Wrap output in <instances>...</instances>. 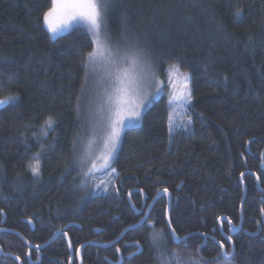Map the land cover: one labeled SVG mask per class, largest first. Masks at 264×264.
<instances>
[{
	"label": "trees",
	"instance_id": "1",
	"mask_svg": "<svg viewBox=\"0 0 264 264\" xmlns=\"http://www.w3.org/2000/svg\"><path fill=\"white\" fill-rule=\"evenodd\" d=\"M127 3L130 26L152 54L163 59L157 76L165 79L168 64L174 62L170 57L183 61L180 71L190 76L192 89L188 107L192 122L169 133V99L164 94L158 97L145 110L141 123L122 136L112 163L118 175L109 174L108 192L91 196V188L86 190L90 181L78 175L80 155L93 139L83 119L90 96L85 88L81 90L85 80L80 60L81 53L91 50L90 37L80 28L51 38L43 24V12L51 0H0V57L12 58L7 70L17 72L19 78L18 84L0 91V99L10 94L21 97L17 106L0 109V228L8 231L0 234L3 255H19L22 263L26 261V245L10 232L33 245H43L65 224L69 225L65 230L73 251L90 242H115L141 216L131 211L127 193L143 190L145 199L138 192L131 194L132 202L142 209L143 201L145 207L158 194L157 189L166 187L171 198L168 218L179 236L192 235L187 246L176 245L165 236L162 252L175 249L188 257L204 243L200 255L215 264L212 258L221 251L211 239L215 233L225 250L234 243L238 260L247 257L251 264H264V229L256 237L246 234L257 231L256 221L264 219V0ZM120 14L114 12L110 18L114 37ZM82 44L87 46L80 47ZM77 95L82 100L79 122ZM49 117L57 122L45 137L41 128ZM49 146L51 150L42 156L41 176L34 178L29 170L31 158ZM74 161L75 170L62 176L65 165ZM241 172L246 173L243 183ZM166 205L163 196L153 204L147 219L156 221L154 228L144 225L139 231L129 230L106 249L85 246L81 260L84 264L116 262L117 247L128 256L135 249H126L127 245L139 240L143 252L128 260L130 264H168L167 256L156 261L158 256L147 242L152 229L169 232ZM65 209L77 211L59 217L57 210ZM1 214L5 216L2 225ZM217 217L227 222L219 223ZM29 218L33 219L31 225ZM228 219L237 227L242 225L239 233L232 234V243L227 241ZM97 228L99 232L94 231ZM201 233L208 236L206 242ZM41 250L40 264H69V247L62 235ZM31 258H35L33 252ZM0 264L18 263L1 257Z\"/></svg>",
	"mask_w": 264,
	"mask_h": 264
},
{
	"label": "snow or ice",
	"instance_id": "2",
	"mask_svg": "<svg viewBox=\"0 0 264 264\" xmlns=\"http://www.w3.org/2000/svg\"><path fill=\"white\" fill-rule=\"evenodd\" d=\"M130 5L127 0H51V6L43 12V24L46 26L47 31L52 34L51 38L55 39L62 34L71 33L80 28L85 29L86 34L90 37V43L92 45L91 50L86 53L80 54L81 67L84 69V80L85 82L89 76V68L95 72L98 66H102L107 69L108 80H104V84H108L112 88V92L107 94V97H100L98 107L89 108L86 115L83 116L85 124L92 125L93 139H89L87 144L84 146L83 151L86 153V157L79 159V167L81 172L78 175L85 177L94 176L96 172L101 169L110 170V175H118V170L112 167V163L116 158V153L119 150L122 136L125 131L132 129L139 125L143 119V115L146 109L150 108L155 97L159 96L164 91V84L161 81H156L157 87L155 93L151 96L144 94L145 85L151 84L157 75L156 69L163 63L162 58L155 57L147 46V42L141 37L140 33L133 29L129 24L128 8ZM120 11V25L118 32L113 36V30L110 23V18L114 12ZM241 15V13H237ZM87 45H80L85 47ZM174 62L168 64L167 71L169 72V83H173L172 74L177 77H181L182 89L179 93L169 92L168 105L171 107L174 103H179L181 106L186 108L191 106L192 102V89L190 88V76L187 73L181 74V67L183 61L178 58H169ZM13 61L11 57H0V91L10 88L14 84L19 83L18 73L15 71H9L12 67ZM225 81L227 77L225 76ZM85 88V83L81 84V90ZM107 92V88H105ZM21 97L19 94H10L0 99V109H6L8 107L17 106ZM75 112L77 115V121L79 122L82 118V100L81 96L77 95ZM169 133L172 132L173 126L171 124V115L169 116ZM56 120L49 117L41 128L42 133L46 137L50 130H53L56 124ZM192 122V118H188V125ZM97 126L103 133L102 148H100V154L95 155V149L100 147V142L95 137L97 135ZM187 130V129H186ZM73 151L77 147V142L73 140ZM51 146L48 148H42L35 156L31 158L29 163V170L34 178L41 176V160L44 152L50 151ZM264 157V153L261 154ZM94 157V158H93ZM85 171L84 168L89 164ZM76 161L72 164H67L64 167L62 176L66 177L75 170ZM261 166L264 167V160H262ZM254 174V173H253ZM246 173H240V182H244ZM257 180L260 177L257 176ZM110 182H101L103 184V191L108 192V184ZM177 185L180 188L182 185ZM101 185H96L99 190ZM141 194L144 195L143 190H140ZM159 193L160 190L157 189ZM116 195H120V189L116 190ZM163 195L170 193L168 188L163 189ZM5 200L9 199L8 196L3 197ZM153 201L157 199L156 196L152 197ZM264 203V200L261 201ZM129 205L133 213H141L140 219L135 224H128L127 228L123 229L121 236H124L129 230L139 231L144 225H148L150 228L155 227L156 221L153 219L149 221L147 218L152 216L153 204L147 203L143 210L137 207L131 200V190L129 196ZM241 210L243 211V200L241 201ZM76 209H65L63 212L57 210V215L63 217L66 215H74ZM261 214L264 216V208L261 209ZM167 215V212H166ZM219 220L220 217H217ZM28 224L33 223V219L29 218ZM258 227L255 232H246L249 237H256L259 235L261 229H264V219L256 221ZM229 224V235L227 241L232 243V234L239 233L242 230V225L237 227L233 225L231 219H228ZM140 226V227H137ZM69 225L65 224L63 229L57 228L53 233V236H58L62 233L64 238H68ZM167 228L170 229L168 233L163 231H150L148 234V244L153 248L158 257L167 256L169 257L168 264H209V261L205 260L200 253L205 246L204 243L198 245L195 252L191 253L188 257H183L179 252L173 249L171 252L161 251L159 244L167 237V239L176 243L177 241L182 242L185 246L191 237V233L187 236L181 237L177 234V230L173 227V222L169 217L167 220ZM0 231L4 229L0 228ZM99 232L100 229H94ZM203 240L206 242L208 236L201 233ZM221 235L223 231L221 229ZM120 237H117L119 240ZM214 243L219 244L221 251L216 257H213L215 264H251L249 258L245 257L243 260H238V256L235 250V245L225 250L223 242L216 241L215 233L211 236ZM24 243L29 245V241L25 240ZM91 243V242H90ZM110 243H115L110 241ZM48 244L45 241L43 245L37 244L34 246L37 253L41 251L43 247ZM69 249L72 248V241L68 238ZM133 246L135 252H128L129 258H134L137 254H142L144 245L139 241H134ZM84 246L81 245L74 249L76 257L81 256V251ZM121 249L116 248V252L119 253ZM28 255L27 253L25 254ZM40 257L37 256V261L33 262L30 259L26 260L24 264H38ZM73 257L69 256L71 264ZM16 261H20L19 255L15 256ZM116 264H120V260H117ZM125 264H130V261H125Z\"/></svg>",
	"mask_w": 264,
	"mask_h": 264
},
{
	"label": "rangeland",
	"instance_id": "3",
	"mask_svg": "<svg viewBox=\"0 0 264 264\" xmlns=\"http://www.w3.org/2000/svg\"><path fill=\"white\" fill-rule=\"evenodd\" d=\"M181 74H183V73H181ZM165 75H166V77L164 80H161L156 75L155 79L151 82L150 86L145 85V87L143 89L144 94L151 96L153 93H155L156 87H157L156 81L163 82L164 91L159 96H156L155 100L158 99V97H160L163 94L167 95V97L169 99V92L179 93L182 89L181 77H177L175 74H172L173 83L170 84L169 83V72L167 70L165 71ZM108 79L109 78L107 76V69H104L102 66H98L97 70L95 72H93L92 69L89 71L88 79L85 82L86 95L88 93V96H90L89 100H88V106L87 107L90 106L93 109L98 107L99 98L100 97L106 98L107 94L112 92L111 86L103 83L104 80H108ZM105 88H107V92H105ZM170 108H171V111H170L171 124L173 126L172 131L186 127L188 125V123H187L188 122V108L181 106L179 103H174ZM88 127H90L89 131L91 133L92 132V125L89 126V124H88ZM95 138L97 140H99V142H100V147L95 149V155H99L100 154V148H102V138H103V133L99 129V126H97V135ZM81 157H86V153L84 152V154H83V152H82L80 155V158ZM78 164H79V162H78ZM87 167H90V162L86 166V170H87ZM109 173L110 172L108 170L101 169L100 171L96 172L94 176L85 177V179L87 181H90L86 185L87 186L86 190L88 191L89 188H91L89 190V193L91 196L104 192L103 191V184H101V182L102 181L103 182L109 181V178H108ZM96 185H101L99 190H97ZM87 196H89V195H87ZM151 231H155V230L152 229ZM162 242H163V240H162ZM161 244L162 243L159 244V248H160ZM160 257H162V256H160ZM156 261L160 262L161 259H159V257H158V259Z\"/></svg>",
	"mask_w": 264,
	"mask_h": 264
},
{
	"label": "water",
	"instance_id": "4",
	"mask_svg": "<svg viewBox=\"0 0 264 264\" xmlns=\"http://www.w3.org/2000/svg\"><path fill=\"white\" fill-rule=\"evenodd\" d=\"M261 170H264V167H262L261 166ZM240 179H241V177H240ZM256 183H257V185H258V188H259V183H258V181L256 180ZM243 191H245L244 190V186H243ZM140 193L141 194V192H140V190H136V191H131V194H133V193ZM129 196H130V191L127 193V200H128V204H129ZM141 196H142V198L143 199H145L144 198V195H142L141 194ZM160 196H163L164 198H166V201H167V205H166V209H167V215H166V220H168V215H169V211H170V204H171V198L168 196V195H163V191H160L157 195H156V197H157V199L155 200V201H151L150 203L151 204H154L158 199H159V197ZM144 203H145V201H143V205H142V209L144 208ZM130 206V205H129ZM130 209H131V207H130ZM131 211H132V209H131ZM137 216L138 215H140L141 213H135ZM1 216H2V218H3V220H2V223H1V225L3 224V222H4V218H5V216H3L2 214H1ZM221 221H226L227 222V219H225V218H223V219H220L219 220V223L221 222ZM138 227V226H137ZM240 227V226H239ZM168 229V228H167ZM168 231H170V229H168ZM4 232H8L6 229H4V231H0V234L1 233H4ZM10 234L11 235H13V236H15V237H18L23 243H24V239L20 236V235H18L17 233L15 234V233H13V232H10ZM62 234V233H61ZM60 234V235H61ZM235 233H233V235H234ZM60 235H58V236H60ZM57 236H55V237H52L51 239H49V241H48V244L47 245H50V243L56 238ZM123 236H120V239L122 238ZM67 239V238H66ZM119 239V240H120ZM119 240H117L116 239V241H115V243H109V244H105V245H100V244H91V243H86V244H83V246L85 247V246H94V245H97V246H100L101 248H104V249H106V247H111V246H114V244H116V242L117 241H119ZM67 242H68V240H67ZM182 242H179V241H177L176 243H174V244H176V245H179V244H181ZM25 244V243H24ZM26 245V244H25ZM46 245V246H47ZM67 245H68V243H67ZM28 247H31V246H29V245H27ZM45 246V247H46ZM69 247V246H68ZM83 247V248H84ZM44 248V247H43ZM42 248V249H43ZM83 248H82V250H83ZM82 252V251H81ZM70 253H72V251H71V249H70ZM2 255H3V251L0 249V258L2 257ZM72 255V254H71ZM138 255V254H137ZM136 255V256H137ZM11 258L12 260H14L15 262H17L18 264H22L21 263V261H16L15 260V258L12 256V255H9V254H5L4 255V258ZM119 257H120V264L123 262V259H122V257L119 255ZM78 258V261H79V263L81 264V260H80V258L79 257H77ZM129 259H131V258H129ZM38 264H39V262H38ZM70 264V263H69Z\"/></svg>",
	"mask_w": 264,
	"mask_h": 264
},
{
	"label": "flooded vegetation",
	"instance_id": "5",
	"mask_svg": "<svg viewBox=\"0 0 264 264\" xmlns=\"http://www.w3.org/2000/svg\"><path fill=\"white\" fill-rule=\"evenodd\" d=\"M29 246H31V247H28L27 245H26V247H28L26 250V253L28 254L27 256L25 255V258H26V260H28V259H30V261H33V262H36L37 261V256L39 255V257H40V259H39V264L41 263V261L43 260L42 259V250L39 252V253H37V251L35 250V248H34V246L35 245H33L32 243H29ZM132 247V248H131ZM30 248V249H29ZM118 248V247H117ZM128 248H131V250L134 248L133 246H128L127 245V248L126 249H128ZM124 249V248H123ZM135 249V248H134ZM135 250H133L132 252H134ZM32 252L34 253V256H35V258H34V260H32V258H31V255H32ZM25 253V254H26ZM72 254V255H71ZM72 256L73 257V259H72V261H71V264H80L79 263V261H78V258L75 256V253H74V251L72 250V253H70L69 252V256ZM115 255L117 256V260H119L120 259V257L118 256V255H120L121 257H122V259H123V262L121 263V264H123L124 263V261L126 260V261H128V260H130L129 259V257L127 256V255H123L122 253H121V251L119 252V253H117L116 252V249H115ZM80 258V260L81 259H83V257H82V254H81V256L79 257ZM117 260H116V262H117ZM84 260H81V264H84V262H83ZM22 262V261H21ZM77 262V263H76ZM116 262H114V261H109V262H107L108 264H116ZM24 263V262H23ZM22 263V264H23ZM69 263H70V261H69Z\"/></svg>",
	"mask_w": 264,
	"mask_h": 264
},
{
	"label": "bare ground",
	"instance_id": "6",
	"mask_svg": "<svg viewBox=\"0 0 264 264\" xmlns=\"http://www.w3.org/2000/svg\"><path fill=\"white\" fill-rule=\"evenodd\" d=\"M166 226H167V223H166ZM62 235V234H61ZM63 236V235H62ZM54 237V236H53ZM58 237V236H57ZM21 241V240H20ZM66 241H67V239H66ZM68 243V242H67ZM131 246H133V244L131 245ZM134 247V246H133ZM28 248V247H27ZM135 248V247H134ZM30 249V248H29ZM114 264V263H113Z\"/></svg>",
	"mask_w": 264,
	"mask_h": 264
}]
</instances>
